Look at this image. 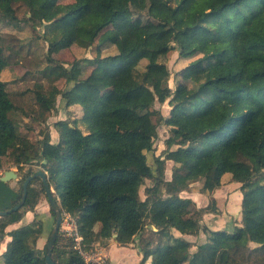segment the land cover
Segmentation results:
<instances>
[{
	"label": "trees",
	"instance_id": "obj_1",
	"mask_svg": "<svg viewBox=\"0 0 264 264\" xmlns=\"http://www.w3.org/2000/svg\"><path fill=\"white\" fill-rule=\"evenodd\" d=\"M130 1L0 0V23H31L35 38L48 43L40 69L48 87L41 80L20 93L23 99L34 96L32 117L45 120L57 110L58 95L63 107L82 108L80 118L56 121V143L44 129L35 142L22 133L21 113H28L16 104L2 74L23 58L24 44L15 48L0 35V169L4 157L19 169L40 163L54 198L75 218L84 251L110 239L128 244L149 227L159 241L150 245L141 238L143 264L149 258L152 264H264V0H148L149 16L162 27L134 24ZM107 29L103 43L115 51L89 59L93 68L85 78L75 76L85 58L67 67L52 53L73 45L90 48ZM173 51L196 57L186 70L200 67L197 90L188 91L181 83L169 86L167 59ZM60 79L66 81L63 89L56 85ZM156 84L164 86L160 94ZM157 101H168V116L155 107ZM155 117L169 129V148L178 147L151 164L147 152L158 136ZM168 159L175 163L170 178L165 175ZM36 171H16L19 189L0 175V211L21 200L25 179ZM146 178L153 183L143 199ZM225 178L241 184V225L230 230L203 225L211 206L185 215L192 201L181 195L184 190L195 182L201 192L212 194ZM41 194L47 197L37 177L21 208L33 210ZM20 209L0 216V239L11 237L2 264H47V245L44 254L30 245L31 225L7 231ZM37 223L42 233L43 224ZM172 229L189 235L204 231L207 241L192 251L187 239L166 236ZM75 243L60 231L53 260L96 264Z\"/></svg>",
	"mask_w": 264,
	"mask_h": 264
},
{
	"label": "rangeland",
	"instance_id": "obj_2",
	"mask_svg": "<svg viewBox=\"0 0 264 264\" xmlns=\"http://www.w3.org/2000/svg\"><path fill=\"white\" fill-rule=\"evenodd\" d=\"M66 1V0H64ZM68 1V0H67ZM131 20L136 25L140 26H156L162 27L159 23H157L152 17L148 14V0H131L128 4ZM40 31H43V28H39ZM38 31V30H37ZM110 29L105 30L101 33V35L96 40L94 46L83 49L76 45H73L72 48H57L52 51L55 57L59 58L62 62L65 63L67 67H71L72 64L78 58H85V63L76 66L75 68V76L78 79L85 78L92 71L93 66L90 65L89 59H93L96 55L100 54L105 56L111 54L115 51V46L103 43L107 40L109 36ZM0 35L6 41V44L14 45L15 48L19 47L22 43L24 46L21 48L20 52L23 55V58H19L20 62H16L9 67H7L2 74V78L8 82V89L11 92L12 98L15 100L17 105H23V109L26 113H21L22 121L19 129L22 133H24L28 138L32 141H36L42 138L39 131L44 129L45 131H49L51 135L52 142L56 143L59 140V132L55 125L56 121L60 119H73L80 118L82 116V108L80 106H70L63 107L62 95H58L57 97V110L51 111L49 115L46 116L45 120H35L32 117V111L37 108L36 100L32 93L26 95V99L21 98L20 93L22 90L28 88L30 85H33L35 82L44 81V83L49 85V79H45L42 76L40 71L41 67L45 64V53L47 52L48 43L42 39H36L37 35L36 30H34L31 23H22V26L16 27L11 26L5 23H0ZM98 46H101L99 52ZM196 57L193 58H183L179 56L178 51H173L168 59L167 63L171 70V78L169 79V86L172 89H175L177 83H181L184 85L185 89L188 91H195L198 88V72L200 67L190 68L186 70V68L191 64ZM89 63V64H88ZM56 85L63 89L66 86L65 79H60L56 81ZM163 85L156 84L155 90L158 94H160L163 90ZM155 107L160 109L164 116H168L171 111V106L168 101L164 103H160L157 101L155 103ZM155 122L158 123L156 117L153 118ZM27 124V125H26ZM158 136L156 137L153 145V150L147 152L148 160L151 164H154L155 157L161 156L165 157V150L168 149H176L178 145H173L169 148L168 140L170 137V132L165 123H158ZM31 126V129L27 127ZM3 167L0 169V175H3L6 170L14 169L19 173H23L25 169L31 168L32 170H40L41 165L38 162H34L32 165H24L23 169H19L9 158L4 157L2 160ZM175 163L173 160H166V177L170 178L173 167ZM20 178V177H19ZM18 179V178H17ZM17 179H12L10 182L16 188H20V183H18ZM153 180L150 178H146V182L142 185L140 189L141 198L146 197V187L151 185ZM40 186V183L37 184ZM192 188H196L198 191H202L198 184L192 183ZM241 184L238 182H229L227 178H225L221 185L216 187L213 191H218L219 201L213 199L209 196L204 197L203 195H199L196 199L197 204H192L186 210L185 215H194L197 210L202 208L207 209L211 206L210 209L203 215L202 224L210 227L212 230H222V229H232L234 225H241L242 223V212H241V202L237 195V192L240 191ZM190 188L188 191L184 190L182 195L186 197L188 196V192L191 191ZM54 191V190H53ZM213 192V194H214ZM204 193V192H201ZM216 202V211L213 210L212 201ZM13 218L16 220L14 225L9 226L8 228L13 229L18 226L29 224L34 229L33 234L29 237L30 245L33 247H37L40 249L43 254L46 251V245L48 243L51 231L55 224V215L52 213L50 208V202L48 198L41 194L38 198L37 203L33 210H28L27 208H21L18 212L13 215ZM37 220L43 224L42 233L38 230ZM67 229H70L69 221L67 218H63L60 231L64 232L65 235L69 236ZM9 230V229H8ZM166 236L173 234L172 230H167ZM147 238L150 241V245H155L158 243V235L153 232L151 228H146L140 235H137L136 238L128 243L121 244L115 239H110L107 242L98 241L94 244V247L89 251H84L86 254L87 261L95 262L96 264H118L121 260H127L128 264H133L137 258L135 257V253L140 255V258L134 264H143L141 261L143 259V251H142V237ZM5 238V237H4ZM1 238L0 241L4 240ZM191 242L192 251L197 248L199 243H203L207 241V234L204 231H201L198 235H189L183 237ZM250 247H256L257 243L250 242ZM164 248V246H163ZM133 249V250H132ZM165 249V248H164ZM130 254L132 256H130ZM3 255V254H2ZM2 260H3V256ZM130 256V257H129ZM122 263V262H121ZM144 264H152L151 258L147 259Z\"/></svg>",
	"mask_w": 264,
	"mask_h": 264
},
{
	"label": "water",
	"instance_id": "obj_3",
	"mask_svg": "<svg viewBox=\"0 0 264 264\" xmlns=\"http://www.w3.org/2000/svg\"><path fill=\"white\" fill-rule=\"evenodd\" d=\"M37 177L41 178L44 183L46 195L50 202L51 211L55 214V224L51 231V234H50V237L47 243V253H46L45 260L47 264H58L57 262L53 260L52 253H53V248L57 240L58 234L60 232L61 224L63 221V210L61 209V206L59 205V203L53 196V189L51 188L49 184L48 175L46 171L38 170L34 172L33 174L29 175L25 179L24 184H23V196L21 200L14 207L8 210L0 211V216L13 213L23 206L26 200V197H27V193H28V185L31 180ZM17 178H18L17 172L14 169H9L4 172V174L1 177V180L7 182V181H10L12 179H17Z\"/></svg>",
	"mask_w": 264,
	"mask_h": 264
},
{
	"label": "crops",
	"instance_id": "obj_4",
	"mask_svg": "<svg viewBox=\"0 0 264 264\" xmlns=\"http://www.w3.org/2000/svg\"><path fill=\"white\" fill-rule=\"evenodd\" d=\"M171 177V176H170ZM18 180V179H17ZM11 185H12V183H11ZM13 186V185H12ZM14 187V186H13ZM188 196L186 195V197H188V198H190L191 199V201H192V204H197V198H198V196L199 195H203L204 197H206V196H209L210 195V197L211 198H214V199H216L217 201H219V198H218V196H217V194H218V191H215L214 192V194L212 193V194H210V193H201L200 191H198V190H196V188H193L190 192H188ZM197 194H199V195H197ZM181 195H182V193H181ZM183 196V195H182ZM237 197H238V199H239V202H240V200H242V195L240 194V191L239 192H237V195H236ZM184 197V196H183ZM191 204V205H192ZM14 225V224H13ZM10 226H12V225H10ZM9 229V230H8ZM10 230H12V229H10V228H7V231H10ZM215 230V229H214ZM172 233L175 235V236H177V237H186V235L187 234H182V233H180L178 230H176V229H172ZM11 240V237L9 236V235H6L5 236V238H4V240H2V241H0V264H2V257H1V255L6 251V249H7V244H8V242ZM133 250V249H132ZM133 252L135 253L134 255H135V257H136V255H137V258H136V260H135V262H137L138 260H139V258H140V255L139 254H137L136 252H135V250H133ZM130 256H132L131 254H130ZM129 256V257H130ZM122 262V263H121ZM134 262V263H135ZM133 263V264H134ZM118 264H128L127 263V260H125V261H119L118 262Z\"/></svg>",
	"mask_w": 264,
	"mask_h": 264
},
{
	"label": "built area",
	"instance_id": "obj_5",
	"mask_svg": "<svg viewBox=\"0 0 264 264\" xmlns=\"http://www.w3.org/2000/svg\"><path fill=\"white\" fill-rule=\"evenodd\" d=\"M63 218H67L69 221L70 229H67L69 236H73L75 240V247L79 249L80 253H82L85 256V252L81 247V241L83 240V237L78 231L77 223L74 217H72L69 213L66 211H63ZM86 258V256H85ZM87 260V259H86Z\"/></svg>",
	"mask_w": 264,
	"mask_h": 264
}]
</instances>
